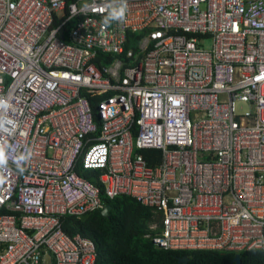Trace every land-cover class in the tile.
<instances>
[{
	"label": "built area",
	"instance_id": "obj_1",
	"mask_svg": "<svg viewBox=\"0 0 264 264\" xmlns=\"http://www.w3.org/2000/svg\"><path fill=\"white\" fill-rule=\"evenodd\" d=\"M0 158V264H96L61 217L102 190L160 248L264 250V0H0Z\"/></svg>",
	"mask_w": 264,
	"mask_h": 264
},
{
	"label": "trees",
	"instance_id": "obj_2",
	"mask_svg": "<svg viewBox=\"0 0 264 264\" xmlns=\"http://www.w3.org/2000/svg\"><path fill=\"white\" fill-rule=\"evenodd\" d=\"M73 0H67L70 2ZM142 37V33H130L127 46H134ZM102 54L99 55V60ZM90 102L95 106L97 96L87 93ZM150 166H155L161 160L158 149L141 151ZM80 172L94 183L101 186L97 176L98 171L81 170ZM102 199L106 205H111L107 215L101 209L81 216L64 215L61 226L69 235L79 233L91 238L98 250L96 264H184L179 262L182 256H188V264H235L234 251L213 250H174L156 246L151 237L160 228L162 216L153 212L138 199L129 195L107 197L102 190ZM153 223L158 224L152 229ZM241 264H264V250H242L239 252Z\"/></svg>",
	"mask_w": 264,
	"mask_h": 264
},
{
	"label": "water",
	"instance_id": "obj_3",
	"mask_svg": "<svg viewBox=\"0 0 264 264\" xmlns=\"http://www.w3.org/2000/svg\"><path fill=\"white\" fill-rule=\"evenodd\" d=\"M110 208H111V205H109V204L105 205V207L101 210L102 214L107 215L109 213ZM46 258H47V261L50 262V256L47 255ZM188 259H189V257L185 255V256H182L179 258V262L184 263V264H188ZM234 261H235V264H241L240 253L235 254Z\"/></svg>",
	"mask_w": 264,
	"mask_h": 264
},
{
	"label": "clouds",
	"instance_id": "obj_4",
	"mask_svg": "<svg viewBox=\"0 0 264 264\" xmlns=\"http://www.w3.org/2000/svg\"><path fill=\"white\" fill-rule=\"evenodd\" d=\"M124 15V11L120 12L119 15H115L112 13H109L106 18H104V25L108 26L109 24H111L112 21H117V20H121L123 18ZM0 162H2V158H0Z\"/></svg>",
	"mask_w": 264,
	"mask_h": 264
},
{
	"label": "rangeland",
	"instance_id": "obj_5",
	"mask_svg": "<svg viewBox=\"0 0 264 264\" xmlns=\"http://www.w3.org/2000/svg\"><path fill=\"white\" fill-rule=\"evenodd\" d=\"M248 109V105H247V103H245V102H239L238 104H237V110H242V111H244V110H247Z\"/></svg>",
	"mask_w": 264,
	"mask_h": 264
}]
</instances>
